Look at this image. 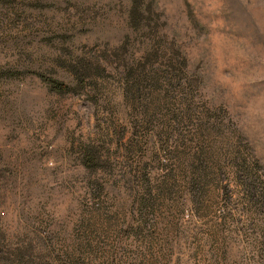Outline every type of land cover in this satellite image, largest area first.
Returning <instances> with one entry per match:
<instances>
[{
  "label": "rangeland",
  "instance_id": "1",
  "mask_svg": "<svg viewBox=\"0 0 264 264\" xmlns=\"http://www.w3.org/2000/svg\"><path fill=\"white\" fill-rule=\"evenodd\" d=\"M134 1L0 0V264H264V0Z\"/></svg>",
  "mask_w": 264,
  "mask_h": 264
},
{
  "label": "trees",
  "instance_id": "2",
  "mask_svg": "<svg viewBox=\"0 0 264 264\" xmlns=\"http://www.w3.org/2000/svg\"><path fill=\"white\" fill-rule=\"evenodd\" d=\"M141 10V4L139 0L134 1V5L131 11V21L134 23V25H138L141 22V19L138 17L140 15ZM71 70L76 74L78 79L83 82V80L88 77L87 73L90 72V65L84 64V61H77L74 65L71 66ZM37 76H39L43 81H45L54 91L60 92V93H67L70 92L71 87L68 84H65L63 82H60L59 80L52 79L50 77H47L44 73H41L39 71H33ZM5 76L12 77L14 76V73H6ZM141 79V78H140ZM139 82V81H138ZM137 86V83H136ZM192 97H188L187 100H189V106H192ZM100 161V154L99 150L97 149V146H87L86 147V159L84 161V164L88 168H95L98 166ZM259 179V177H258ZM262 184L264 181H259Z\"/></svg>",
  "mask_w": 264,
  "mask_h": 264
}]
</instances>
